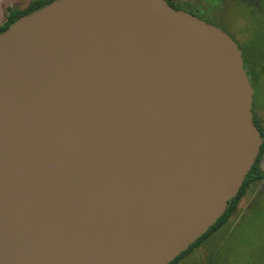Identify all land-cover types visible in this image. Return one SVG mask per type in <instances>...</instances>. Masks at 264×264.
<instances>
[{
    "label": "water",
    "instance_id": "1",
    "mask_svg": "<svg viewBox=\"0 0 264 264\" xmlns=\"http://www.w3.org/2000/svg\"><path fill=\"white\" fill-rule=\"evenodd\" d=\"M237 42L167 0H52L0 32V264H168L262 144Z\"/></svg>",
    "mask_w": 264,
    "mask_h": 264
},
{
    "label": "rangeland",
    "instance_id": "2",
    "mask_svg": "<svg viewBox=\"0 0 264 264\" xmlns=\"http://www.w3.org/2000/svg\"><path fill=\"white\" fill-rule=\"evenodd\" d=\"M29 1L0 0V23L10 7L22 9ZM176 3L220 26L238 43L244 57L245 53L255 51L248 56L251 63H257L258 72L251 77L252 109L264 133V0H176ZM259 164L264 172V151ZM176 264H264V177L247 187L223 226Z\"/></svg>",
    "mask_w": 264,
    "mask_h": 264
},
{
    "label": "trees",
    "instance_id": "3",
    "mask_svg": "<svg viewBox=\"0 0 264 264\" xmlns=\"http://www.w3.org/2000/svg\"><path fill=\"white\" fill-rule=\"evenodd\" d=\"M52 0H30L29 3L27 4L26 7L19 9V8H13L10 7L8 9V14L6 16V19L4 22H2L0 24V32L4 31L5 29H7V27L14 22L18 17L25 15V14H29L32 11L48 4L49 2H51ZM172 7L176 8V9H183V10H187L193 14L196 15V12L192 9L186 8L182 5L179 4H175L172 1H167ZM206 21V20H205ZM209 22V21H207ZM211 23V22H210ZM244 68L246 67V63L244 62ZM247 73V71H246ZM248 75V73H247ZM249 77V76H248ZM253 111V109H252ZM253 118H254V123L257 125V127L259 128L262 137L264 136V133L262 131V129L260 128V125L258 124L257 120H255L254 114H253ZM264 151V143L261 144L260 147V151L259 154L255 160V162L253 163V165L251 166L250 170L248 171V173L245 176V179L238 191V193L232 197L227 204L226 210L224 211V213L221 215V217H219L215 223L209 227V229L202 235L200 236L194 243H192L185 251H183L180 255H178L173 261H171L168 264H176L180 259H182L188 252L191 251L192 248H194L195 246H197L200 242H202L204 239H206L210 234H212L215 230H217L218 228H220L221 226H223L227 220L229 219V217L232 215V213L235 211L236 209V205L238 204L239 199L241 198V196L244 194V192L246 191L247 187L249 185H251L252 183L261 180L264 177V172L260 167L259 161L261 158V155Z\"/></svg>",
    "mask_w": 264,
    "mask_h": 264
},
{
    "label": "flooded vegetation",
    "instance_id": "4",
    "mask_svg": "<svg viewBox=\"0 0 264 264\" xmlns=\"http://www.w3.org/2000/svg\"><path fill=\"white\" fill-rule=\"evenodd\" d=\"M168 1V0H167ZM169 1H172L173 3H175V4H177L176 3V0H169ZM185 4H188V3H185ZM184 5V4H183ZM184 7H186V6H184ZM187 8V7H186ZM238 44V43H237ZM239 46V45H238ZM240 48V47H239ZM252 51V50H251ZM250 51V52H251ZM241 52H242V50H241ZM245 53V57L243 56V61L246 63V67H245V70L247 71V73H248V76H249V80H250V82L252 83V81H251V77H255L256 76V74L258 73L257 71H256V65H257V63L255 62V64H253V63H251L250 62V59H248V56L249 55H254L255 54V51H253L252 52V54L251 53ZM263 57H264V54H263ZM246 59V60H245ZM264 59V58H263ZM256 60V59H255Z\"/></svg>",
    "mask_w": 264,
    "mask_h": 264
},
{
    "label": "crops",
    "instance_id": "5",
    "mask_svg": "<svg viewBox=\"0 0 264 264\" xmlns=\"http://www.w3.org/2000/svg\"><path fill=\"white\" fill-rule=\"evenodd\" d=\"M5 19H6V18H5ZM5 19H4L2 22H4V21H5ZM2 22H1V23H2ZM1 23H0V24H1Z\"/></svg>",
    "mask_w": 264,
    "mask_h": 264
}]
</instances>
